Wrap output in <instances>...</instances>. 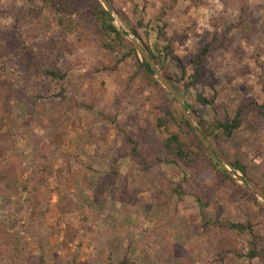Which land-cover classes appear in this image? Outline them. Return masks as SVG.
<instances>
[{
    "label": "rangeland",
    "instance_id": "1",
    "mask_svg": "<svg viewBox=\"0 0 264 264\" xmlns=\"http://www.w3.org/2000/svg\"><path fill=\"white\" fill-rule=\"evenodd\" d=\"M113 1L128 20L112 14L127 34L121 52L107 49L113 43L88 12L0 0V264H263L238 257L248 251L249 234L206 221L250 222L264 249V197L249 187L264 196V117L250 107L264 105V0ZM162 11L179 61L162 67L179 80H166L177 98L157 76L162 89L129 82L125 60L132 46L145 59L129 31L138 21L158 55L151 31ZM206 45L212 53L200 81L187 89L192 60ZM31 50L40 69L66 74L62 97L55 81L24 67ZM196 93L212 98L213 108ZM180 102L197 130L196 114L214 124L247 107L228 141L206 140L233 183L215 170L205 180L156 162L166 137L157 121L166 108L183 115ZM8 241L19 248L12 260Z\"/></svg>",
    "mask_w": 264,
    "mask_h": 264
},
{
    "label": "trees",
    "instance_id": "2",
    "mask_svg": "<svg viewBox=\"0 0 264 264\" xmlns=\"http://www.w3.org/2000/svg\"><path fill=\"white\" fill-rule=\"evenodd\" d=\"M111 9V12H108L104 9L101 3L98 0H44L46 6L56 7L59 6V11L69 14H74L78 17L82 16L83 12L90 13L94 19L99 23L101 30L103 31L106 38L110 39L113 43V46L109 49L108 46H105L109 51H119L121 52L124 47L125 37L127 36L124 32H119L116 27L113 25L114 14L122 23H126L127 17L118 9L113 0H106ZM40 12V11H39ZM166 12L162 11L160 17L157 18L158 25L155 28V31L151 32L156 35V45L158 43L159 51H157V56L152 51L150 45V32H145L144 37L140 33V30L145 26L141 21H138L136 26L130 27V34L135 37L143 46V49L148 52L150 58L155 62V65L160 68L165 79L171 84L179 83V80L175 78L170 72H167L163 69V62L168 60L178 61L175 56V38L170 37L167 34V26L164 23V17ZM58 26L64 28L62 21L57 22ZM212 53L210 45H206L200 49L198 54L193 58V74L189 76L188 82L185 88H195L196 84L200 81V72L204 60L209 54ZM25 59H23V65L27 68L32 76H36L35 73H39L45 76L51 81H55L60 87L62 92L58 93L57 97L63 96V86L66 78V74H63L59 69L54 66H47L43 70L40 69L35 64L40 61V55H34L32 50L25 52ZM34 55V56H33ZM130 55V56H129ZM135 57L134 61L130 59ZM130 58V59H129ZM126 63L132 69V74L129 78V82H139L144 85L145 88H160L161 84L156 78V74L150 65L146 62L145 59H140L136 49L132 46L128 56H125ZM185 72L182 71V78L185 79ZM196 100L199 104H202L206 107L213 108L214 100L208 99L204 96L203 93H196ZM250 107H255V109L264 117V105L253 104ZM247 107H242L232 120L224 119L216 121L214 124H207L201 119V114H196L199 131L202 136L208 140L210 137L215 139H220L223 141H228L232 134L242 126V121L244 118V111ZM164 116L158 119L156 124V129L158 135L161 130H164L166 137L160 142L159 147L155 150V159L158 164H163L167 166H173L176 168L184 167L195 176L200 179H210L212 177V170H215L225 181L234 182L231 177L223 170H219L218 166L214 163L213 159L209 156L208 152L204 148L203 144L200 142L197 137L195 130L189 125L186 119L182 114H175L170 108L164 110ZM131 143L132 140H128ZM137 143H134L133 150L136 153ZM2 147L0 146V153ZM214 151V150H213ZM232 168L235 171H245L243 168L236 164H231ZM245 175V174H244ZM246 176V175H245ZM247 177V176H246ZM180 188L177 186L174 189L176 195H180ZM255 203L256 199L254 200ZM206 225H219L225 231H234L238 234H249L250 242L248 244V251L245 255L238 254V257H244L249 261L258 259L264 264V249L258 248V239L253 235V226L250 222L244 224H214L206 221ZM8 249V254L10 259L16 258L18 255L19 248H14V244L11 241H8L6 244ZM127 263V262H126ZM39 264H45L43 260H39Z\"/></svg>",
    "mask_w": 264,
    "mask_h": 264
},
{
    "label": "water",
    "instance_id": "3",
    "mask_svg": "<svg viewBox=\"0 0 264 264\" xmlns=\"http://www.w3.org/2000/svg\"><path fill=\"white\" fill-rule=\"evenodd\" d=\"M101 1H102V3L105 5L107 11H108V12H111V11H110V8H109V6L107 5V3L105 2V0H101ZM136 48L139 50V52H140V53L142 54V56L145 58L146 62L150 65V67L153 69V71L155 72V74H156V76L158 77L159 81H160V82L166 87V89H167L168 91H170V93H171L175 98H177V93H176V91H174L173 88H171V87L168 85L166 79H165V78H164V77H163L158 71H156V69H155L156 66H155L154 62H152V61L149 59V57H148L147 54L144 52V50L142 49V47L136 45ZM179 104H180V107H181L182 113H183V115H184L186 121H187V122L189 123V125L195 130V133H196L197 137L199 138L200 142L203 144V146H204V148L206 149V151L208 152L209 156H210L212 159H214V160L220 165V167H221V168H222V169H223V170H224L229 176H232V173H231V172H228V171L226 170V168L220 163V161L217 159V157L215 156V154L212 152V150H211V148H210L208 142H207L206 139L202 136L201 132H200L199 130H197V129L195 128V126L192 124L191 119H190V117H189V115H188V113H187V111H186V109H185V107H184V104L181 103V102H180ZM247 184L249 185V183H247ZM249 187H250L254 192H256L258 195H260L261 197H264V196H263L261 193H259L255 188L251 187L250 185H249Z\"/></svg>",
    "mask_w": 264,
    "mask_h": 264
}]
</instances>
